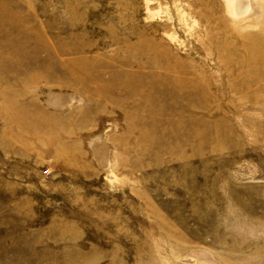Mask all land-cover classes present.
<instances>
[{
    "label": "rangeland",
    "instance_id": "374dc122",
    "mask_svg": "<svg viewBox=\"0 0 264 264\" xmlns=\"http://www.w3.org/2000/svg\"><path fill=\"white\" fill-rule=\"evenodd\" d=\"M236 1L0 0V264H264V0Z\"/></svg>",
    "mask_w": 264,
    "mask_h": 264
},
{
    "label": "bare ground",
    "instance_id": "6f19581e",
    "mask_svg": "<svg viewBox=\"0 0 264 264\" xmlns=\"http://www.w3.org/2000/svg\"><path fill=\"white\" fill-rule=\"evenodd\" d=\"M234 1H235V0H234ZM236 2H237V1H236ZM234 4H235V3H234ZM242 4L245 5V4L243 3L242 0H238L237 4H235V7H236L237 9H238V8L241 9L240 6H241ZM236 8H235V9H236ZM237 9H236V10H237ZM240 12H241V11H240ZM234 13H235V12H234ZM238 13H239V12H238ZM239 14H240V13H239Z\"/></svg>",
    "mask_w": 264,
    "mask_h": 264
}]
</instances>
